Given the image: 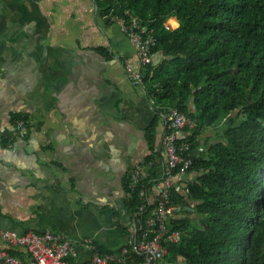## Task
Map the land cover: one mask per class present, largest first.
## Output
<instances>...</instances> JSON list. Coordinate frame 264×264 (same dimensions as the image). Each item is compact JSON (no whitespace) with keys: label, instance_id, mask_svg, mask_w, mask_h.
Listing matches in <instances>:
<instances>
[{"label":"crops","instance_id":"obj_1","mask_svg":"<svg viewBox=\"0 0 264 264\" xmlns=\"http://www.w3.org/2000/svg\"><path fill=\"white\" fill-rule=\"evenodd\" d=\"M127 63H138L135 45L94 0H0V230L90 237L102 251L126 243L125 180L142 164L155 193L164 165L161 152L152 172L144 162L155 106ZM161 130L159 120L156 148ZM0 250L27 259L1 238Z\"/></svg>","mask_w":264,"mask_h":264},{"label":"trees","instance_id":"obj_2","mask_svg":"<svg viewBox=\"0 0 264 264\" xmlns=\"http://www.w3.org/2000/svg\"><path fill=\"white\" fill-rule=\"evenodd\" d=\"M94 1L102 19L127 10L156 38L152 53L161 59L142 77L155 106L144 159L151 172L156 155L163 159L153 145L166 111L178 109L193 121L186 137L192 151L204 136V150L192 154L189 171L199 174L186 184L187 197L170 192L173 201L194 207L171 223L182 235L165 244L164 261L264 264V0ZM128 179L124 204L133 218L141 201Z\"/></svg>","mask_w":264,"mask_h":264},{"label":"built area","instance_id":"obj_3","mask_svg":"<svg viewBox=\"0 0 264 264\" xmlns=\"http://www.w3.org/2000/svg\"><path fill=\"white\" fill-rule=\"evenodd\" d=\"M120 20L123 30L135 45L138 56L137 65H125L127 75L142 85L144 69L153 63L152 48L156 38L140 26L137 16L125 10ZM162 130L159 150L164 155L161 186L151 192V181L146 180L144 165L136 164L128 179V188L137 193L141 201L138 212L132 218V230L126 243L117 250L102 251L93 238H84L73 242L67 235L50 230H33L19 233L16 230L1 229L0 238L10 247L22 248L27 259L0 250V264H71L84 250L89 256L83 264H169L164 261L167 254L165 244L181 240V231L174 229L171 223L185 217L186 211L193 209L184 201H173L171 189L186 195V177L199 173L189 171L192 167L191 143L186 140L188 132L194 128L193 121L178 109L172 108L161 115ZM26 119L16 120L17 128L24 127ZM132 246L136 255L129 250Z\"/></svg>","mask_w":264,"mask_h":264}]
</instances>
